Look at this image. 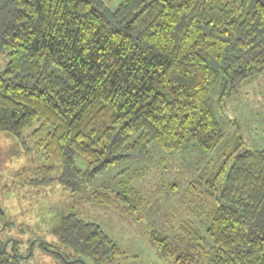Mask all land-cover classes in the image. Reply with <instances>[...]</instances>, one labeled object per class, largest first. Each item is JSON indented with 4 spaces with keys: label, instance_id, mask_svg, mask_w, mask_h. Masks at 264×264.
Wrapping results in <instances>:
<instances>
[{
    "label": "trees",
    "instance_id": "16d2710c",
    "mask_svg": "<svg viewBox=\"0 0 264 264\" xmlns=\"http://www.w3.org/2000/svg\"><path fill=\"white\" fill-rule=\"evenodd\" d=\"M1 56L0 132H45L39 182L81 192L110 167L149 159L152 144L165 153L191 144L215 150L224 134L210 91L217 83L225 112L236 88L264 71V0H120L113 8L102 0H0ZM205 186L214 214L204 234L192 223L177 228L174 240L188 243L172 264H264V150L246 149L238 135ZM108 190L91 194L124 216L144 208L133 188ZM51 226L65 259H122L95 223L68 213ZM151 239L172 258L166 237ZM16 247L3 250L0 264L29 258Z\"/></svg>",
    "mask_w": 264,
    "mask_h": 264
},
{
    "label": "rangeland",
    "instance_id": "374dc122",
    "mask_svg": "<svg viewBox=\"0 0 264 264\" xmlns=\"http://www.w3.org/2000/svg\"><path fill=\"white\" fill-rule=\"evenodd\" d=\"M102 1L113 8L120 0ZM7 60L1 56L0 71ZM217 90L216 83L210 91V106L224 137L214 151L206 153L191 144L180 153H165L152 144L149 159L136 166L128 161L110 167L88 189L76 193L56 183L39 182L42 167L47 166L41 140L45 132L35 139L25 137L27 132L20 137L0 132V254L4 249L10 253L16 242L21 255H30L21 264H93L87 258L65 259L61 255L65 249L51 233L56 218L72 213L97 224L118 246L123 252L119 264H172L188 243V237L174 240L180 225L186 222L195 225L199 234L205 233L216 209L207 197L205 182L219 168L222 156L233 149L236 137H242L246 149L264 150V71L236 88L225 102V112L217 106ZM100 185L110 188L108 192L133 188L144 198V208L122 215L113 202H102L91 194ZM152 235L168 239L172 258L163 259Z\"/></svg>",
    "mask_w": 264,
    "mask_h": 264
},
{
    "label": "flooded vegetation",
    "instance_id": "af4514ba",
    "mask_svg": "<svg viewBox=\"0 0 264 264\" xmlns=\"http://www.w3.org/2000/svg\"><path fill=\"white\" fill-rule=\"evenodd\" d=\"M2 244V243H1Z\"/></svg>",
    "mask_w": 264,
    "mask_h": 264
}]
</instances>
